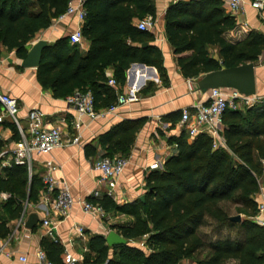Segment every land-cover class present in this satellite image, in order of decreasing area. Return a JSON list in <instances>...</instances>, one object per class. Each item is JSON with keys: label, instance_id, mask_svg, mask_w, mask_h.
<instances>
[{"label": "trees", "instance_id": "16d2710c", "mask_svg": "<svg viewBox=\"0 0 264 264\" xmlns=\"http://www.w3.org/2000/svg\"><path fill=\"white\" fill-rule=\"evenodd\" d=\"M68 1L0 0V52H14L23 60L27 44L64 13ZM84 8L81 34L90 43L89 51L81 55L68 37L47 46L36 68L43 89L56 98L89 91L99 111L117 99L104 73L108 67L114 70L118 88L131 64L153 67L164 79L161 51L149 44L150 32L137 28L146 16L155 21L152 0H86ZM164 22L166 40L185 79L256 63L264 51L260 33L250 32L235 43L223 37L234 29L235 18L224 13L219 0L177 1L166 8ZM210 46L217 47L219 59L209 54ZM3 125L17 134L11 122ZM142 125V120L123 121L100 135L102 157H126ZM222 125L225 149L213 150L205 134L191 142L184 130L170 137L168 143L176 146V152L161 170L145 178L143 202L118 205L107 195L86 199L106 213L133 220L110 227L127 241L125 245L108 247L103 236L89 237L91 255L85 257L86 264H264V227L253 220L254 195L259 180L264 181V100L242 110H225ZM2 147L0 140V152ZM85 152L93 156L95 149L87 145ZM36 181L34 175L29 179L25 166L12 164L0 171V192L10 195L3 207L11 218L19 217L23 201L36 202ZM236 215L241 222L229 221ZM208 221L215 225V233L205 239L200 228ZM8 235L9 229L0 223V237ZM40 248L52 264H63L57 242L45 236Z\"/></svg>", "mask_w": 264, "mask_h": 264}, {"label": "crops", "instance_id": "0c3cea01", "mask_svg": "<svg viewBox=\"0 0 264 264\" xmlns=\"http://www.w3.org/2000/svg\"><path fill=\"white\" fill-rule=\"evenodd\" d=\"M177 1L152 0L156 9V19L148 31L153 36V41L149 44L161 51L164 79L153 67L131 64L125 71L124 85L120 88L116 87L115 91L116 96L128 94L134 87L137 89L136 101L119 107L112 114L93 120L86 116H78L66 104L65 98H56L52 91L43 89L36 79V68H22V60L17 58L14 52L6 50L0 52V94H6L16 100L20 125L26 128L27 114L31 110H37L41 113L42 123L46 127H58L64 140L71 141L79 138L77 144L55 148L48 154H34L30 170L27 169L29 179L32 175L37 179L35 189L38 198L41 189L40 176L44 171L43 164L51 162L56 167L53 177L59 184L68 186L74 200L66 217H58L50 209L32 207L37 200L34 203L26 200L22 202L19 217L11 218L4 210L5 201L0 202V223L5 224L9 229L8 236L0 237V264H26L18 260L19 256H26L29 261L33 260L34 252L40 248L41 239L45 237L40 225L41 220L46 217L54 223L53 234L62 248V253L66 250L76 258L83 257L84 261L86 256L91 255L87 246L89 237L94 235L105 237L111 230V226L133 221L132 217L115 212L107 213L109 220L93 218L83 213L81 202L90 197L94 191H98L100 196H109L118 205L139 200L147 191L145 182L147 175L152 171L161 170L164 162L176 152V146L169 144L168 139L179 136L182 130L185 131V128L180 125L181 113L187 110L190 115H193L196 106L206 103L207 92L201 93L196 88L197 81L204 74L185 79L174 59L173 48L166 40L164 13L170 4ZM219 1L222 3L224 13L230 15L227 0ZM249 2L250 0H244L241 13L235 17L234 29L223 35L227 41L235 43L244 39L250 32L264 35V19H261L257 11L250 7ZM147 18L150 19L149 16L144 19ZM77 28L78 22L75 17H66L61 22L53 21L48 29L35 34L26 49L29 51L36 42L41 40L46 41L47 46L53 45L59 39L68 37ZM128 43L131 44L129 41ZM89 48L90 43L84 38L81 44L77 45L81 55H86ZM208 51L214 59H219L217 47L210 46ZM255 64V96L264 100V51ZM104 73L108 80L113 79V68L108 67ZM132 120H142L143 125L125 157L127 164L117 179L114 189L108 195L107 188L100 181V175L91 168L93 162L101 158L105 152L97 139L112 126ZM5 122L10 121L4 118L0 123V140L3 142L0 154L4 153L1 159L2 162L7 163L9 162L8 153L18 141L19 136L4 127ZM188 141L192 140L188 139ZM87 145L95 149L93 156H86L85 146ZM6 146L9 148L8 151L5 150ZM153 164H156L157 168L151 169ZM260 184L264 186V181L260 180ZM259 199L258 190L254 200ZM23 212L25 213L24 224L30 214L37 215L38 224L34 229L27 230L19 225ZM79 227L84 229L81 235L77 232Z\"/></svg>", "mask_w": 264, "mask_h": 264}, {"label": "built area", "instance_id": "2783aa9c", "mask_svg": "<svg viewBox=\"0 0 264 264\" xmlns=\"http://www.w3.org/2000/svg\"><path fill=\"white\" fill-rule=\"evenodd\" d=\"M178 1H196V0H178ZM86 0H69L64 13L59 15L54 21L61 22L66 17H75L78 22V28L69 34L68 39L71 45H80L83 41L81 34V26L85 18ZM244 0H227L229 13L234 18L237 17L243 8ZM249 5L257 11L259 17L264 19V0H250ZM246 27L245 24H242ZM153 26V22L147 18L142 19L137 23V28L141 31H149ZM108 85L116 89L114 79L108 80ZM137 89L134 87L128 94H117V99L114 105L100 112L95 111L93 97L89 91H76L72 95L65 98L66 104L73 109L78 116H86L90 119H96L101 116H106L114 113L119 107L136 101ZM263 99L253 96H244L236 90L230 88H217L207 91L206 103L195 107L193 115L184 110L181 113L180 125L185 128V133L189 140H193L199 134H205L212 140V149H225V141L222 136V114L225 110L232 111L242 110L243 108L252 107L260 103ZM18 106L16 100L6 94H0V123L4 118L8 119L17 130L19 136L18 141L8 153L9 162H2L4 153L0 154V169L11 164L17 166H25L30 170L32 156L34 154H48L58 147H63L67 144H77L79 138H74L71 141H66L62 137V132L58 127H46L42 123L41 113L37 110H31L27 116V127L23 128L17 118ZM127 159L119 155L112 157H101L94 161L91 168L94 172L100 175V181L107 188L108 195L114 189L117 179L122 174ZM44 171L40 176L41 189L38 194L37 202L32 207H40L45 210H52L58 217H66L74 203L72 195L67 185L59 184L53 177V172L56 167L51 162L43 164ZM157 168L156 164L151 166V169ZM260 199L256 201L257 213L253 220L264 227V186L259 183ZM90 197L98 199L100 194L94 191ZM10 198V195L5 192H0V202H4ZM83 213L97 218L99 220H109L108 214L99 206L91 203L88 200L81 202ZM25 213L23 212L19 225L24 226ZM41 228L44 235L51 238L55 242L53 234L54 223L50 218L41 220ZM79 235L83 234L84 229H77ZM62 261L64 264H86L83 257L76 258L66 250L62 253ZM18 260L26 264H52L42 249H37L33 254V260L29 261L26 256H19Z\"/></svg>", "mask_w": 264, "mask_h": 264}, {"label": "water", "instance_id": "95a60500", "mask_svg": "<svg viewBox=\"0 0 264 264\" xmlns=\"http://www.w3.org/2000/svg\"><path fill=\"white\" fill-rule=\"evenodd\" d=\"M146 44H143L145 47ZM47 47L44 40L36 42L27 52L26 57L21 62L22 68H37L41 62L43 52ZM142 66V64H138ZM255 63H248L242 66L221 69L204 74L196 83L197 91L205 93L210 89L230 88L236 90L239 94L244 96L255 95ZM139 201H144V196L139 198ZM229 221L234 223L241 222V216L236 215L229 218ZM38 224V217L36 214H30L24 224L27 230H32ZM105 243L108 247L122 246L127 244V241L118 233L110 230L104 237Z\"/></svg>", "mask_w": 264, "mask_h": 264}, {"label": "rangeland", "instance_id": "374dc122", "mask_svg": "<svg viewBox=\"0 0 264 264\" xmlns=\"http://www.w3.org/2000/svg\"><path fill=\"white\" fill-rule=\"evenodd\" d=\"M5 150L8 151L9 148L6 146ZM259 183H260V180H259ZM228 211L230 214L234 213V210L232 207H230ZM200 232L205 237V239L213 238V234L215 233V225L211 221H208L203 227L200 228ZM136 244L138 246H142L143 242H138Z\"/></svg>", "mask_w": 264, "mask_h": 264}]
</instances>
